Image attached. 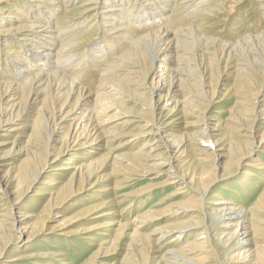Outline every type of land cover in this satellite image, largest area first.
<instances>
[{"label": "bare ground", "instance_id": "bare-ground-1", "mask_svg": "<svg viewBox=\"0 0 264 264\" xmlns=\"http://www.w3.org/2000/svg\"><path fill=\"white\" fill-rule=\"evenodd\" d=\"M15 1L0 0V71L8 75L7 80L0 82V132H4L0 135V208L4 207L1 211L4 214L0 215L3 241L0 264L4 259L3 249L11 247V242H16L15 251L4 264L29 261L52 264V257L61 254L22 253L21 248H28L34 233L38 237L48 230L45 234L48 235L61 227L62 236L68 237L73 233L68 226L76 220L100 213L92 219L101 221L116 214L113 210L104 212L105 208L115 205L113 200H100L99 204L83 207L74 217H56L58 227L46 228L52 212L62 214L61 208L72 196L82 192L86 183H89L87 190L103 185L104 189L99 192L109 193L118 190L113 186L107 188L111 180L118 188L119 182L152 181L160 176H164L162 183L152 181L119 198L124 202L152 190L165 192L178 184L163 199V208L138 213L133 223H114L113 218H109L105 228L117 226L115 232L107 230L111 235H103L105 239L84 264H104L107 261L104 258L116 255L126 238L119 264H208L207 260L216 252L214 235L210 233L212 226L223 230L231 228L225 243L239 230L240 238L235 239L233 245L241 252L229 257L232 263L264 264V189L249 209L222 198L204 201L205 193L215 181L213 172L218 159L225 160L223 168L231 167L256 155L254 146L264 143V128L259 131L260 126H264V99L259 101L263 106L257 101L264 89V27L242 33L233 29L232 41H219L215 54H219L217 63H223V72L227 64H232L231 74L238 80L225 90L234 104L227 111L226 123H221L220 119L207 114V106L212 104L219 90L218 84L207 86L215 68L211 67L208 73L196 60L200 48L215 44L214 36L202 32L209 22L208 17H204L206 21L201 20L203 15L213 14V6L192 11L184 19L198 12L197 16H202L200 22L183 26L182 19L172 22L170 6L173 9L182 4L186 7L193 0H179L174 5L172 0H20L18 4H11ZM202 1L196 0L194 5ZM243 1L223 0L226 8L220 13L224 17L238 13ZM253 1L264 19V0ZM78 3V8L67 9ZM6 7L7 12L3 13ZM130 11L135 14L141 11L142 18L136 19ZM60 12L61 16H56ZM53 16L57 18L55 22ZM190 18L197 20L196 16ZM103 35L110 38V43L99 38L101 40L94 45L93 38L96 40ZM18 46H21L20 51H13ZM76 56L79 58L75 59ZM217 63L215 66L219 67ZM90 72V80L97 84L96 91L84 86ZM125 99L139 100L142 112L134 114L126 109L122 105ZM175 116L177 119L166 122ZM178 119L183 125L175 133L172 128L176 127L174 123ZM20 120L21 124H17ZM133 122L138 123L137 130L123 135L135 140L133 145L139 146L143 141L140 148L133 153L110 154L113 146L110 144V148L109 143L121 137V130ZM59 132L61 136L55 141ZM74 148L83 151L85 158L78 164L73 163V168L63 163L62 167L52 170L55 172L51 177L38 184L51 164ZM200 156L203 158L199 159ZM263 158L257 156L250 165L261 176L264 175ZM14 159H18L17 163H13ZM184 161L187 166L182 169ZM70 169L65 180H58L60 172ZM147 176L154 177L145 179ZM32 184L41 186L32 204L43 200L41 211L34 215L22 213L19 208V202L28 196ZM185 194H189V199L177 200ZM208 219L215 223L210 225ZM161 221L164 224L149 234L142 232ZM101 227L93 225L81 229L80 234L88 235ZM27 229L30 235L24 242L20 236L10 234H21Z\"/></svg>", "mask_w": 264, "mask_h": 264}, {"label": "rangeland", "instance_id": "rangeland-1", "mask_svg": "<svg viewBox=\"0 0 264 264\" xmlns=\"http://www.w3.org/2000/svg\"><path fill=\"white\" fill-rule=\"evenodd\" d=\"M172 1H173L172 4L173 3L176 4V3H178L179 0H172ZM222 1L223 0H205V1L203 0L202 2H200V3L198 2V3H196L194 5L196 0H193V1H191L193 3L190 2V4L187 5L186 7L185 6L182 7L183 4L177 6L175 9L172 8L173 6H170L171 7L170 10H171V13L173 14L172 17H171L172 22H175V21H178V20L182 19V23L184 24L183 26L188 25L191 22H192L191 23L192 25H196L197 21L200 22L199 17L200 18L202 17V16H199V17L197 16L198 12H194V14L190 15L188 17V19L187 18L184 19V17H186L188 14H190L194 10L198 11V9H199L200 11H203V10H207L210 7L213 6L212 7V9H213L212 13L213 14H208L209 16H207V15L204 16L203 15V17H202L203 19H201V20L209 21L207 26H206V29H204L202 32H203V34L206 33L207 36H211V37L214 36L215 44L213 46L212 45L209 46L207 49L200 48V50L197 52L198 53V55H197L198 57L196 58V60H197L198 63L200 62L199 64L202 65L203 68H206L208 73L211 72V70H210L211 67L215 68V69H213V71H215V72H213V74H212V76L213 75L214 76L212 78H210V76H211L210 75L208 80H207V86L209 87V86H211L213 84H218L219 85V90L216 91V94L214 95V98L212 99V104L209 107L207 106V114L209 116H212L215 119H220L221 123H226L225 120H226L227 115H228L227 111L234 104V99L231 98L230 96H227L228 93H225V90H227L228 87L232 86L233 82L236 79L233 76L234 74L233 73L231 74V72H232V69H231L232 64H230V63L227 64V68L223 72V67H224L223 63L221 65H220V63H217V59L219 57V54H218V56L215 55L216 54V48H217L218 44H220L221 41H232L233 40L231 38V37H233L232 36L233 33H231V30L238 29L236 33H242V32H246V31H254L255 28H256V30H260V29H262L264 27V19L262 17V14H260L261 12H258L257 8L259 9V7L255 5V2L253 0H245V1H243L241 3V7H240L238 13L235 12L231 16L224 17V15H222L220 13V12H222L223 8L224 9L226 8V7H224V2H222ZM18 3H20V0H17L14 3L11 2V4H18ZM217 3H219V4H217ZM192 4L194 5V8L189 10V8H190V6ZM110 5H112V4H110ZM77 6H79V3L77 5L69 6V7H67V9L68 10L76 9V8H78ZM225 6H226V4H225ZM214 7H215V10H214ZM216 9H217V11H216ZM6 10H7V7L3 11V13H6L7 12ZM184 10H185V12H184ZM154 11H158V9H156V10L154 9ZM131 13L132 12L130 11L129 14H131ZM140 13H141V11H140ZM133 14H135V13L133 12L132 15ZM139 14H135L137 16L136 19L137 18H142L141 16H139ZM153 14H154L153 12L149 13V15H153ZM59 15L61 16V12H60V14H57L56 16H59ZM216 15H218V16H216ZM194 16L197 17L196 21H193L190 18V17H194ZM204 17H206V18L208 17V18H211V19H208V18L206 19L205 18L206 19L205 20ZM217 17H219V18H217ZM56 19L57 18L55 16H53L52 21L55 22ZM217 19H218V22H217ZM256 21H258V23ZM130 22H134V20L133 21L130 20ZM139 25H141V23ZM253 27H254V29H253ZM91 37H93L92 34H91ZM99 38H101V39L103 38V40H107L106 41L107 43H110V41H109L110 38L108 36H106V35H103V36H100V37L96 38V40H95V38H93L92 42H93L94 45H97L98 42L101 40ZM78 48H82V46H79ZM20 49H21V46H18L16 48L14 47L13 51H20ZM202 50H204L205 52H203ZM206 50L207 51L209 50V51L206 52ZM80 53L82 54L83 51H81ZM202 53H203V55H202ZM204 53H206V54H204ZM200 54H201L202 58L200 57ZM99 56H100V54H99ZM78 58H79V56H76L75 59H78ZM215 58H216V60H215ZM199 59H200V61H199ZM215 63H217V65L219 67L215 66L216 65ZM209 64H212V65L209 66ZM220 67H222V69ZM1 69H2V66L0 67V70ZM208 69H209V71H208ZM219 69H220V71H219ZM221 70H222V73L219 74V72H221ZM1 71H0V76H1L0 77V82H4V80L8 79V75L4 74V73L2 75ZM90 75H91V72L89 74H87V78L89 77V79H88V83L84 84V86L91 88L93 91H96L97 90V88L95 89V87H97L96 81H94L92 83L93 79L90 80V78H91ZM4 77H6V78H4ZM236 81H238V80H236ZM209 82H210V84H209ZM93 84H95V85H93ZM136 92L139 93V94L141 93V91H136ZM263 99H264V89L261 90V92L259 93V95L257 97V101H258L259 106H263L262 102L259 103V101H262ZM134 100L133 101L132 100L129 101V100L125 99L124 100L125 102L122 103V105L126 109L131 110L132 113H134V112H137V113L140 112L141 113L142 112V110H141L142 109L141 102L139 100H137V99H134ZM90 102H92V99H90ZM170 107H172V106H170ZM256 111H258V109H256ZM134 114H136V113H134ZM163 115L165 116L166 113H163ZM177 117L178 116L171 117L166 122H168L170 120H175V119H177ZM21 121L22 120L19 121L20 123L17 122V124H21ZM134 121H135V119H134ZM115 123L116 122H114V124ZM182 123L183 122L181 120H179V119L177 121H175L174 126H176V127L172 128L175 133H177V131L179 130L180 126L183 125ZM211 123L212 124L215 123V120L211 121ZM108 127H110V126H108ZM137 128H138V123L137 122H133L132 124H129L127 127H124L121 130L123 132L122 136L118 137V139H115L112 143H109V145L111 144L113 146L112 147L110 145V148L111 147L112 148L111 149L108 148V149H110V154L114 155V154H117V153L118 154L119 153L120 154L129 153V152L133 153V152H135L138 149V147L140 148V146L142 145L143 141H140L139 146L136 144L137 145V147H136V145H133V144H135V142H134L135 140L132 141L133 139L131 140V138L124 137V135L127 134L129 131L130 132L131 131H136ZM262 128H264L263 125L260 126V130H259L260 133L262 132ZM25 131L26 130H24L23 132L27 134V132H25ZM220 132L221 131H219V133ZM60 133L61 132L57 133L56 136L54 137L55 141H58L59 137L61 136ZM2 134H4V132H0V135H2ZM10 141L11 140H9L8 142H10ZM20 142L21 141H19V143ZM19 143H18V146H20ZM255 145H256V143H255ZM116 146H118L119 148H116ZM132 147H134V148H132ZM75 148L73 150L66 151L62 156H60L58 158L59 159L58 161L56 160L53 164H51V167L49 169H47V171L42 176V178L38 179V181H39L38 184L40 183L41 180L45 182V180H47V178L51 177V174L55 172V171H52V170L54 168H57V167H62L63 165H65L63 163H67V166L69 168H73L72 167L73 163L78 164V162L82 161V159L85 158L84 155L82 154L83 151H81V150L77 151V150H75ZM130 148H132V149H130ZM253 150H257L256 155H254V156L251 155L248 158L242 159L240 162H238V164H234L231 167L223 168V163L225 162V160L224 159H218V162L216 164L217 165L216 170L213 172L214 176H215V181L212 184V186L209 187L207 192L205 193L206 194V196L204 197L205 203H208V202H211V201H216V200L219 201L222 198L227 203H232V204L235 203L236 205L242 206L245 209H247V208L249 209L252 206V204L254 203L256 198H258V196L262 193V191L264 189V175H262V176H261V174L259 175V172L257 170H255L253 167H250V165H251V163H253V161L256 159L257 156H258V158H261L262 156L264 157V143H261L259 145L254 146ZM75 152H76V154H74ZM218 152L219 151H217V153ZM53 154L54 153H52V157H53ZM74 155H76V156H74ZM73 156L76 157V158H74ZM200 158H203V156H200L199 159ZM17 160L18 159H14L13 163H15V162L17 163ZM51 160H52V158L50 159V161ZM178 160H180V159H178ZM263 160H264V158H263ZM161 161L164 162L163 160H161ZM186 161H184V165H183L182 169L186 168V166H187V162ZM7 163L8 162H6V164ZM192 168L193 167L191 166V169ZM4 170H6V168ZM49 170L51 171L50 173H49ZM60 173H61V176H57L58 180H60V179H64L65 180V178H64L65 175H66V178H67L70 175V173H71V169L68 170V171L60 172ZM245 173H249L252 176H246ZM152 177H154V176H147V178H145V179H150ZM161 177L162 176L152 180L154 182L153 184L162 183L164 181V176L162 178ZM139 180H141V178H139L138 181ZM93 181H94V179L92 181H90V183H93ZM114 181H119V179L114 178ZM152 181L151 180H142V181L136 182V180H134V181L130 182L129 184L128 183L124 184L123 182H122L123 184H121L119 182L120 184L118 183V188H116V186H114L115 183H113V181L111 180V182H108V183H110V185L107 186V188H110V186L111 187L113 186V187H115V189H118V190H115V191L111 190V191H109V193L108 192H99V191H101V189H104L103 185L102 186L99 185V186L95 187V189L92 188L91 190H87L88 187H89V183H86L84 185V190H86V191L82 190V192H80L79 194L72 196V198L68 201V203L61 208L62 211H63L62 214L60 213L61 215L60 214L55 215V213H54L55 211L52 212L51 218H50L49 222H47V224H46V226H47L46 228L49 229L48 227H51V226L58 227L57 226V222H59V218H56L58 216L59 217L62 216V215L71 216L73 214H76V212L80 211L83 207L91 206L93 204L94 205L95 204H99L98 202H101V201L102 202H108V201L113 200L115 205L114 206H110V208L107 207L108 209L105 208L104 212H109V211L113 212L114 211V213H116V214H114L112 216H109V217H104L102 219V220L105 219L104 221L92 219L93 216H96V215H98L100 213L92 215V216H90V218H87V219L76 220L75 222H73L71 224V226H68L69 227L68 230L73 232L71 235H68V237L67 236H62V233H61V230H60L61 227L60 228H55L54 230L50 231L51 233L48 232V233H50L48 235H45L48 230L42 236H38V237L36 236L37 233H34L33 238H31L32 240L28 244L29 245L28 248H26V249L21 248L22 249L21 250L22 253H27V254L28 253H34V254L52 253L53 255H56V254L60 255L61 254L57 258L56 257H52V258H54V261L53 260L51 261L52 264H60L62 262L68 263V264H84V263H86L89 260V258L92 257L94 252L97 251L101 241L103 239H105V236L103 237V235H107V234L111 235L108 232L109 230L110 231L113 230L115 232L117 226H115V227L111 226L109 228L108 227L105 228V226L107 225L106 223L109 222L110 219L113 218L114 223L119 222V221L120 222H127L128 221V222L133 223L134 217L138 213H144V212H146L148 210L149 211L151 210V211L155 212V210L158 211V210L162 209L163 206L165 205V204H163V199L166 197L167 193L171 192L175 187H178V184H176V186L175 185L173 186L174 188L170 187L165 192H161V190H152V191L147 192L145 194H142V195H140L138 197H131L130 199L128 198V199H126L127 201L125 200L124 202H122V198H119L120 195L133 193V192H135V190L137 188L144 187L147 184H150ZM38 184H32L31 187L29 188L28 196L25 199H22L19 202L20 203V205H19L20 206L19 207L20 208V212H22V213L25 212V213L34 215L36 213L38 214L41 211V205L43 203V200L41 202H38L37 204H32V200L34 198H36V197H34V195L37 194V191L41 187ZM90 191H92V192H90ZM189 194H187V195L185 194V195H183L182 197H180L177 200L189 199L188 198V197H190ZM116 203L119 204V205H117ZM141 207H143V208H141ZM158 207H160V208H158ZM3 208L4 207L0 208V215L4 214V213L1 212ZM125 208H127V209H125ZM61 209L59 211H61ZM202 211H205V209L203 208ZM72 217H74V215ZM0 219H1V217H0ZM8 222H10V221H8ZM207 223H209L210 225H213L215 222H214L213 219H208ZM157 224L158 225H153L152 224V225L149 226V228L148 227L144 228L142 232H144V234H149L157 226H161V224L163 225L164 222L161 221V222H159ZM93 225H99V226L102 225V227L98 228L97 230H93L94 232L93 231L91 233L88 232L87 233L88 235L80 234V231H82L85 228H90ZM222 230L223 229H220V228H218L216 226H212L210 228V233L212 235H214V239H213L214 240L213 241L214 245H213L212 242L210 243V245H213V247H214L216 252H213V254H212L213 256H211L207 260L208 264H235V263H232V260H230L229 257L241 252V250L239 251V250L235 249L234 245H233V242L235 241V239H237V238L239 239L240 238V236L237 234L239 232V230L237 231L235 236H233V238L230 239V241H228L227 243H225V240L227 238L225 236H227V233L229 234V232H231V228L223 230L224 232H222ZM220 233H223V234L220 235ZM10 234L13 235L14 237H19L20 236L19 239H21L24 242L29 237L30 230L27 229L25 232H23L21 234L19 232L18 233L10 232ZM85 236H88V237H85ZM1 237L2 236L0 235V250H1V247H2V244H3V241L1 240L2 239ZM191 238L192 237H190V239ZM124 240H126V241L122 242L121 248L117 251L116 255H112L111 257L109 256L107 258H104L105 260H107V261H104V264H108V263L111 264V263H117V262L120 263L121 262L122 256L124 254L123 252L125 251L124 250L125 249V245L127 243V238L124 239ZM15 243L11 242V247H6L5 249H3L2 256H4V259H1V261L3 262L1 264H4L5 262L9 261V259H10L9 257L11 255H13V253H14L13 252V250H14L13 244H15ZM47 243L50 245V247H48L49 245ZM162 245H163V243H162ZM18 251H20V250H18ZM47 251H49V252H47ZM119 263H117V264H119ZM25 264H33V263H32V261H29V262H26Z\"/></svg>", "mask_w": 264, "mask_h": 264}]
</instances>
